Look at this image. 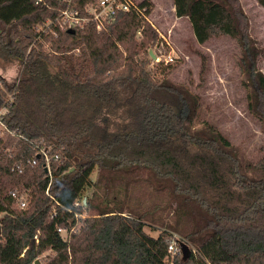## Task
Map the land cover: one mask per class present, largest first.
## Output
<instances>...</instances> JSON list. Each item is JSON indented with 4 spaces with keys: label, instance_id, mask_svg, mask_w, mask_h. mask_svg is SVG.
I'll use <instances>...</instances> for the list:
<instances>
[{
    "label": "trees",
    "instance_id": "1",
    "mask_svg": "<svg viewBox=\"0 0 264 264\" xmlns=\"http://www.w3.org/2000/svg\"><path fill=\"white\" fill-rule=\"evenodd\" d=\"M95 1L0 0V65L21 64L6 85L12 98L0 91L8 129L0 136V264H32L48 249L55 254L45 264H169L175 232L197 247L176 264H264V157L247 160L207 120L198 127L200 97L167 78L172 66H147L158 39L146 20L150 0L102 30L91 21L74 33L60 28L63 10L75 5L84 15ZM174 5L199 43L219 34L237 40L248 107L264 126L263 51L241 0ZM46 20L48 31H38ZM87 188L92 194L75 206ZM16 189L31 196L26 209L10 208ZM145 190L159 203L146 207ZM84 210L95 214L63 239L58 228L69 230ZM148 224L160 234L147 233Z\"/></svg>",
    "mask_w": 264,
    "mask_h": 264
},
{
    "label": "rangeland",
    "instance_id": "2",
    "mask_svg": "<svg viewBox=\"0 0 264 264\" xmlns=\"http://www.w3.org/2000/svg\"><path fill=\"white\" fill-rule=\"evenodd\" d=\"M150 1L153 3V9L147 15L146 20L157 29L158 39L148 47L149 54L152 51L156 58H152L150 55L151 61L147 66L152 70H158L157 66H172L173 69L168 73L167 78L173 83L187 86L191 92L200 97L198 119L200 121L197 126H201L200 124L203 120L215 124L238 147L247 160L254 163L261 160L264 157V126L261 120L250 112L248 107L249 88L246 86L247 78L240 63L242 53L237 40L228 35L219 34L212 36L205 43H199L189 21H187L188 19L176 18V14L173 13L174 7L171 9V0H156V3L153 0ZM92 4L90 3L89 6L91 7ZM241 4L248 15L250 34L263 51V54L258 57L257 67L264 73V8L257 0H241ZM72 7L80 11L77 6L74 5ZM86 8V14L83 15L80 11L81 17L85 19L89 17ZM57 22H59L58 24L62 30L67 29V24L63 19L60 18ZM49 23L50 20L40 23L37 27L38 31H48L47 26ZM54 35L57 36V34ZM137 39L141 40L140 32L137 34ZM41 41L45 43L44 48L47 51L51 50L50 42H46L43 39ZM171 58H173L172 61L170 60ZM20 66L19 62L0 65V91L7 93V99H11L12 94L7 91L6 85L17 81ZM203 68H205V73H202ZM160 76L158 75V77ZM183 112L184 115L187 114V110ZM99 122L106 124V117L100 116ZM2 130L3 128L0 125V136L7 133V130L3 132ZM97 172L96 169L92 174V179L95 180L97 178ZM92 192V188L85 189L80 200L85 199V196H90ZM149 192L151 191L145 190L143 192L144 195H142L144 202L147 204L145 205L146 207L159 203V196L153 193V197H149ZM30 200L31 196L29 197V203ZM10 208L20 211L21 207L16 202ZM94 214L95 212L93 211L87 212L84 210V216L79 217L76 225L63 232L64 238L69 240L72 233L79 232L83 225V220ZM4 216L5 213L0 212V223L2 226L0 241L3 238L2 219ZM158 216H161L165 222L170 221L169 216L166 217V211L161 212ZM144 229L155 237L162 230L161 226L155 227L150 224L146 225ZM173 238L186 242L193 253L197 252V247L181 236V234L175 232ZM36 240L38 243L39 240ZM54 254L53 250L48 249L40 254L32 264H36L37 260L40 264H45L46 260ZM181 257L182 255L180 260ZM175 258L171 257L169 264H176Z\"/></svg>",
    "mask_w": 264,
    "mask_h": 264
},
{
    "label": "built area",
    "instance_id": "3",
    "mask_svg": "<svg viewBox=\"0 0 264 264\" xmlns=\"http://www.w3.org/2000/svg\"><path fill=\"white\" fill-rule=\"evenodd\" d=\"M137 2L134 0H96L93 2L92 6L90 7L89 5L87 6V14L88 18H82L80 11L77 8H69L65 9L61 12L60 16L58 19H63V21L67 24V29H72V28H77L84 26L88 21L95 22L97 25V28L99 30H102L104 28V25L106 23H110L116 20L118 12H127L132 10L133 8H138ZM90 7V8H89ZM85 21V23H84ZM171 61L173 58L170 59ZM7 113V108L2 107L0 108V125L2 126L3 131L8 130L7 126L4 121V115ZM47 149H43V154L45 157L48 159L47 155ZM50 166L47 164V170L50 172ZM48 193V190H47ZM11 197L19 204V206L23 209H26L29 206V193L26 190H11L10 191ZM86 201L85 199L80 198L75 202V206H80L83 202ZM84 215L82 214H76V217H83ZM58 231L62 235L63 239L67 240L64 238L63 232L67 231L66 228L59 227ZM169 254H170V259L171 257H175L179 254H181V246H180V241L177 239H172L169 245Z\"/></svg>",
    "mask_w": 264,
    "mask_h": 264
},
{
    "label": "water",
    "instance_id": "4",
    "mask_svg": "<svg viewBox=\"0 0 264 264\" xmlns=\"http://www.w3.org/2000/svg\"><path fill=\"white\" fill-rule=\"evenodd\" d=\"M70 32L74 33L75 29H69ZM150 55L152 58H156V55L150 51ZM2 229L1 223H0V231ZM180 246H181V254H182V261L186 262L187 260H189V258L191 257L192 254V249L191 247L184 241H180ZM36 264H40L39 261H36Z\"/></svg>",
    "mask_w": 264,
    "mask_h": 264
},
{
    "label": "crops",
    "instance_id": "5",
    "mask_svg": "<svg viewBox=\"0 0 264 264\" xmlns=\"http://www.w3.org/2000/svg\"><path fill=\"white\" fill-rule=\"evenodd\" d=\"M134 1H136L137 3H140V1H142V0H134ZM155 3H156V0H153ZM174 7V12L173 13H175V5H174V0H171V9ZM176 18H178V19H188L187 21H189V23H190V25H191V27H192V24H191V22H190V20H189V18L187 17V16H182V17H177L176 16ZM192 30H193V27H192ZM193 32H194V30H193ZM195 35V34H194Z\"/></svg>",
    "mask_w": 264,
    "mask_h": 264
}]
</instances>
